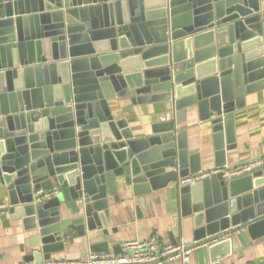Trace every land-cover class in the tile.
Wrapping results in <instances>:
<instances>
[{"label":"water","instance_id":"water-1","mask_svg":"<svg viewBox=\"0 0 264 264\" xmlns=\"http://www.w3.org/2000/svg\"><path fill=\"white\" fill-rule=\"evenodd\" d=\"M258 91L264 0H0V191L10 212L37 229L26 264L62 250L71 225L88 237L106 227V198L116 196L119 177L141 203L176 182L196 240L243 226L264 235V165L229 180L178 183L202 169L177 127L181 113L197 108L219 132L246 93ZM124 96L163 103L144 136L113 111ZM216 146L215 165H226L220 135ZM39 189L56 193L37 200ZM64 202L78 214L66 228ZM232 251L230 237L210 245L212 264Z\"/></svg>","mask_w":264,"mask_h":264},{"label":"crops","instance_id":"crops-1","mask_svg":"<svg viewBox=\"0 0 264 264\" xmlns=\"http://www.w3.org/2000/svg\"><path fill=\"white\" fill-rule=\"evenodd\" d=\"M244 100V106L231 113V125L223 120L222 130L219 132L213 130L209 118L200 117L197 108L193 110L188 107L186 112L179 116L177 127L187 131L188 148L190 151H198L202 169L216 167L214 152L217 149L218 135L222 141L227 166H236L264 155V91L246 93ZM115 103L113 111L118 118L127 121V128L136 136H144L153 124L161 121L162 102L134 104L130 96H124L116 99ZM166 169L170 170V167ZM116 185V196L107 195L106 198L108 225L97 227L89 233V237L80 235L76 225L64 229L62 250L53 252L52 258L44 263L54 260H78L91 251L92 244H101L104 241L108 243L107 251L120 252L126 240L148 238L152 235H157L160 240L166 242L196 240L192 225L194 214L182 216V195L176 182L145 194L143 203L140 202V196L134 194L133 185H126L122 177L117 178ZM0 200L8 203L6 214L0 216V264H26L24 257L28 243L37 233V229H28L23 217L10 212L9 198L4 191H0ZM228 202L232 212H237L236 197L229 196ZM258 204L254 201L252 207L256 209ZM61 209L62 225L66 228L70 218L73 219L78 214L73 213L65 202ZM223 233L227 235L226 238L232 239L233 251L229 257L220 261V264H248L264 258V235L252 236L246 226ZM190 264H212L209 246L197 249Z\"/></svg>","mask_w":264,"mask_h":264},{"label":"built area","instance_id":"built-area-1","mask_svg":"<svg viewBox=\"0 0 264 264\" xmlns=\"http://www.w3.org/2000/svg\"><path fill=\"white\" fill-rule=\"evenodd\" d=\"M264 165V155L251 159L236 166H216L210 169H201L180 177V185L194 184L205 178L221 174L224 179L250 171L255 167ZM37 200H46L55 195V190H37ZM234 201V200H233ZM232 201V202H233ZM8 203L0 200V216L6 214ZM223 232L208 235L205 238L188 242L179 240L177 242H166L159 239L157 235L148 238H134L126 240L122 244L120 252L113 251H89L78 260H54L44 264H164L178 261L179 264H190L194 252L202 247H208L226 238ZM248 264H264V258L252 261Z\"/></svg>","mask_w":264,"mask_h":264}]
</instances>
